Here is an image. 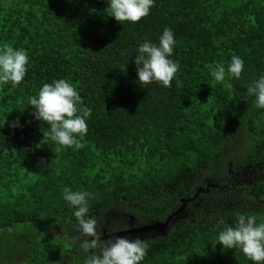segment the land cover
Masks as SVG:
<instances>
[{
	"label": "trees",
	"instance_id": "16d2710c",
	"mask_svg": "<svg viewBox=\"0 0 264 264\" xmlns=\"http://www.w3.org/2000/svg\"><path fill=\"white\" fill-rule=\"evenodd\" d=\"M106 7L0 0V46L29 56L24 80L0 86V264H83L65 188L90 194L101 237L171 217L159 233L122 236L148 245L140 264H253L217 237L239 213L264 222V109L247 94L264 75V0H155L147 17L123 24ZM166 27L177 75L171 87L144 88L135 49ZM233 55L244 60L240 79L215 81L210 68ZM61 78L91 108L77 150L50 145L27 106Z\"/></svg>",
	"mask_w": 264,
	"mask_h": 264
},
{
	"label": "clouds",
	"instance_id": "9594fccd",
	"mask_svg": "<svg viewBox=\"0 0 264 264\" xmlns=\"http://www.w3.org/2000/svg\"><path fill=\"white\" fill-rule=\"evenodd\" d=\"M107 16L123 24L125 21L137 23L150 14L155 0H106ZM158 43L145 39L135 49L134 63L137 83L147 88L152 83L162 87L172 86L179 65L172 59L176 39L171 28H164ZM133 58V57H132ZM131 58V60H132ZM29 66V56L24 49L4 44L0 46V86L11 84L15 87L25 78ZM244 70V60L233 55L225 67L216 62L210 74L217 82L230 79L239 80ZM248 96H254L257 108L264 109V75H261L247 89ZM32 115L47 124L50 145L82 147L81 141L88 133L87 120L91 108L83 104L77 89L67 80L54 79L45 83L35 96L28 99ZM12 127H20L19 118ZM90 194L86 191L64 189L63 198L73 209L78 230L83 240L81 249L86 254L83 264H140L146 255L148 245L140 239L115 237L106 243H99L97 221L89 215ZM223 249H239L253 264H264V222L258 223L254 215L237 214L235 226H227L217 237Z\"/></svg>",
	"mask_w": 264,
	"mask_h": 264
},
{
	"label": "water",
	"instance_id": "95a60500",
	"mask_svg": "<svg viewBox=\"0 0 264 264\" xmlns=\"http://www.w3.org/2000/svg\"><path fill=\"white\" fill-rule=\"evenodd\" d=\"M170 220H171V217L164 223H156V224L148 226V227H143L137 231H148V232L149 231H158V230L164 231L167 228Z\"/></svg>",
	"mask_w": 264,
	"mask_h": 264
},
{
	"label": "flooded vegetation",
	"instance_id": "af4514ba",
	"mask_svg": "<svg viewBox=\"0 0 264 264\" xmlns=\"http://www.w3.org/2000/svg\"><path fill=\"white\" fill-rule=\"evenodd\" d=\"M57 232L60 233V234L62 235V231H61V230L58 229ZM132 232H133V233H136V232H138V231H137V230H135V231H134V230H132V231L130 230V232H122V233H116V234L105 235L104 237H101L100 240H103V239H109V238H112V237H119V236L122 237V236H124L125 234L132 233ZM133 233H132V234H133ZM104 234H106V232H104ZM141 236H142V235H141Z\"/></svg>",
	"mask_w": 264,
	"mask_h": 264
},
{
	"label": "rangeland",
	"instance_id": "374dc122",
	"mask_svg": "<svg viewBox=\"0 0 264 264\" xmlns=\"http://www.w3.org/2000/svg\"><path fill=\"white\" fill-rule=\"evenodd\" d=\"M158 231H160V230H158ZM158 231H153L154 233H157ZM57 233V232H56ZM73 236H75V231L74 232H70ZM146 233H149L150 234V232H146ZM159 233V232H158ZM70 235V234H69ZM140 235H142V236H145V234L144 233H140ZM66 258H68V256H66ZM70 258V257H69ZM65 261L66 260H64V259H62L61 260V264H65Z\"/></svg>",
	"mask_w": 264,
	"mask_h": 264
}]
</instances>
